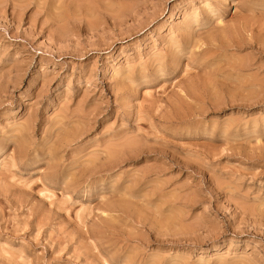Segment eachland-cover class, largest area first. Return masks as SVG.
Returning <instances> with one entry per match:
<instances>
[{
  "label": "rangeland",
  "instance_id": "374dc122",
  "mask_svg": "<svg viewBox=\"0 0 264 264\" xmlns=\"http://www.w3.org/2000/svg\"><path fill=\"white\" fill-rule=\"evenodd\" d=\"M0 264H264V0H0Z\"/></svg>",
  "mask_w": 264,
  "mask_h": 264
},
{
  "label": "bare ground",
  "instance_id": "6f19581e",
  "mask_svg": "<svg viewBox=\"0 0 264 264\" xmlns=\"http://www.w3.org/2000/svg\"><path fill=\"white\" fill-rule=\"evenodd\" d=\"M260 45H261V44H260ZM239 46H240V45H239ZM245 60H246V59H244V61H245ZM240 65H241V64H240ZM236 69H237V68H236ZM106 149H107V148H106ZM113 151H114V150H113ZM111 155H112V154H111ZM113 155H114V154H113ZM109 158H110V157H109ZM113 159H114V158H113ZM114 160H115V159H114ZM111 163H112V162H111ZM100 166H101V165H100ZM93 171H94V170H93ZM93 171H92V172H93ZM88 175H89V174H88Z\"/></svg>",
  "mask_w": 264,
  "mask_h": 264
}]
</instances>
